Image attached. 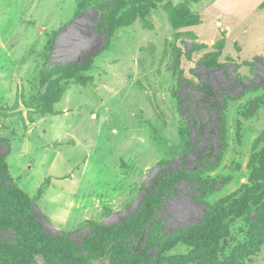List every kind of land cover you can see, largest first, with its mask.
<instances>
[{
    "label": "rangeland",
    "instance_id": "1",
    "mask_svg": "<svg viewBox=\"0 0 264 264\" xmlns=\"http://www.w3.org/2000/svg\"><path fill=\"white\" fill-rule=\"evenodd\" d=\"M100 1L80 11L82 0H0V158L34 203L42 237L81 246L94 227L131 218L135 232L107 238L79 263L123 264L149 237L142 200L158 179L183 160L200 168L205 150L219 149L213 128L223 105L220 166L164 191L146 252L171 244L165 261L225 264L236 249L237 262L264 264V0L162 1L130 25L125 9L109 42ZM186 125L191 148L180 137ZM241 198L250 205L225 222L228 238L218 246L210 238L195 251L179 241L207 206L228 200L235 211ZM15 228L0 230L7 254L21 247ZM26 252V264H71Z\"/></svg>",
    "mask_w": 264,
    "mask_h": 264
},
{
    "label": "trees",
    "instance_id": "2",
    "mask_svg": "<svg viewBox=\"0 0 264 264\" xmlns=\"http://www.w3.org/2000/svg\"><path fill=\"white\" fill-rule=\"evenodd\" d=\"M83 3L80 5V11L87 5L90 0H82ZM103 0L99 2L97 11L102 13L101 22L102 30L107 36V42H109L112 34L120 26L118 19L120 20L119 13L125 9H130L128 12L129 19L124 25L132 24L137 18H146L151 8H155L158 2L168 0H137L135 3L129 0ZM199 0H194L198 2ZM148 5V7H146ZM126 13V12H124ZM198 87L203 90L207 96L215 97L213 90L205 83H199ZM224 106H219V115L216 121H214V130L220 139V147L207 148L205 153L209 150V153L202 154L201 156V167L189 170L185 167V160H183L182 167L175 173H164L156 182L154 190L148 192L142 200V220L140 221L141 226H147L149 231V237L145 241L144 245L140 241L134 243L139 244L138 246L133 245V249L128 252L123 258V264H186L190 261L188 257L177 258L174 261L163 260L162 255L171 250L174 245L167 244L159 254L151 256L146 252L150 248L149 244L155 241L158 237V228L155 227L157 224L153 220L155 211L162 205V198L164 191L170 186L182 181L189 180L196 177L204 176L212 171L216 170L220 166L222 159V152L226 147V122L224 115ZM182 114H183V110ZM51 114H54L53 110H50ZM204 125V124H203ZM204 126H200L203 134ZM191 133V126L186 125L180 132V137L186 148H191L192 143L189 142ZM212 158V160H211ZM262 160V159H261ZM260 160V161H261ZM228 180L220 182L221 187L227 183ZM228 201V200H227ZM224 201L215 206H207L204 210V216L201 222L195 226H190L186 230L181 232L184 236L179 241L187 243L193 247L195 251L201 250L200 248H206L210 238L213 244L219 245L222 240L228 238V228L225 222L230 219L231 221L241 218L247 211L250 202H246L243 198L233 203L235 211L229 207H225L228 203ZM260 203V202H259ZM254 202V204L259 205ZM239 205V208L236 207ZM0 206L4 209L8 216L0 215V230L6 228H15L16 235L21 247L16 254L5 253L6 251L0 250V263L2 264H26L28 262L25 255L26 250L30 251L31 254H41L44 257L53 256L60 262H66L71 264H79L84 259L92 258V255L101 247L104 240L109 237H113L117 234L122 236H128L133 228L139 225L134 219H124L117 228L110 227H94V234L91 238L84 240L81 246L75 245L67 239L62 238H48L42 237L40 230L42 226L39 222V216L34 208V203L25 193L16 189L12 182L8 178V170L5 167L4 159L0 158ZM241 209L240 211H238ZM17 220V221H14ZM23 222V225L20 224ZM249 241L251 239L249 237ZM2 245V240L0 238ZM148 244V245H147ZM39 249V250H38ZM253 250L256 248L253 247ZM24 250V251H23ZM42 250V251H41ZM41 251V252H40ZM85 253V255H82ZM231 258L226 260L225 264H241L236 261L237 250H233Z\"/></svg>",
    "mask_w": 264,
    "mask_h": 264
}]
</instances>
